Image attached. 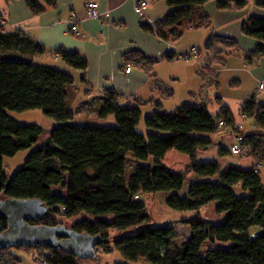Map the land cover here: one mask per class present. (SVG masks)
Masks as SVG:
<instances>
[{
    "label": "trees",
    "instance_id": "obj_1",
    "mask_svg": "<svg viewBox=\"0 0 264 264\" xmlns=\"http://www.w3.org/2000/svg\"><path fill=\"white\" fill-rule=\"evenodd\" d=\"M210 1L165 0L170 12L156 21L155 29L145 27L166 40L170 35L179 39L185 24L193 29L208 28L209 15L195 13ZM43 2L55 5L56 0ZM216 4L220 10L244 9L248 5L246 0H216ZM27 5L35 14L45 10L39 0H27ZM1 21L0 17L1 199L42 201L48 212L30 221L32 225H66L79 233L101 236L97 260L102 250L106 254L118 252L131 263L264 264V186L261 171H256V166L264 163V104L257 103L256 96L240 109L243 117L255 120L257 129L247 135L240 134L228 107L218 115L212 114L207 104L183 106L171 113L158 109L143 120L140 106L121 105V96L113 91L104 94L97 114L100 120L113 117L115 126L75 124L76 114L70 108L76 94L74 77L36 63L35 57L46 53L45 47L23 32H5ZM243 33L260 42L249 60L264 56V18L251 17ZM212 44L213 54L207 59L211 67L225 64L217 45L227 49L237 45L223 37H215ZM52 54L60 55V60L72 69H88L87 59L79 52L62 48ZM125 60L141 66L151 63L138 54ZM210 70L203 74L209 80ZM82 82H86L85 77ZM32 110H40L57 125L46 142L9 178L4 172V158L32 148L44 133L39 125L20 124L11 113ZM221 120L224 128L231 127L235 135L244 138L252 161L250 169L235 162H198V153L215 146L212 135L222 130L218 126ZM140 124H144L145 132L138 130ZM230 149L220 148L219 157L233 156ZM173 151L185 156L184 173L173 164H165ZM189 175H194L195 181L182 196ZM240 185L246 195H237L235 188ZM158 193L167 195L166 205L175 211L197 212L183 221L188 236L180 234L177 227L153 225L143 194ZM212 202H217L218 213H226L221 224H212L201 216L202 209ZM0 225L2 230L7 229L6 220L0 219ZM254 226L263 232L251 238L249 229ZM181 236L183 241L178 242ZM206 245L209 247L205 249ZM25 248L37 252L46 264H80L79 258L62 250ZM14 249L23 250H0V264H22Z\"/></svg>",
    "mask_w": 264,
    "mask_h": 264
},
{
    "label": "crops",
    "instance_id": "obj_2",
    "mask_svg": "<svg viewBox=\"0 0 264 264\" xmlns=\"http://www.w3.org/2000/svg\"><path fill=\"white\" fill-rule=\"evenodd\" d=\"M39 1L44 3L45 10L35 14L27 0H0L2 28L8 33L23 32L45 47L46 53L35 57L36 63L60 66L74 77L76 94L70 108L81 121L100 120L97 111L104 94L111 91L121 96V105L140 106L143 120L158 109L171 113L183 106L207 104L205 93L212 80L204 78L203 74L214 68L207 59L213 54L215 37L232 39L237 44L232 49L217 45L225 58L226 69L234 73L231 79L234 85L252 86L249 92L252 98L256 95L258 81L264 78V56L249 60L260 42L243 33V26L251 17L264 18V0H246V8L227 10L218 9L216 0H212L195 13V16L209 15L210 27L190 29L191 25L185 24L179 39L170 35L167 40L145 27L135 12L138 0H95L103 13L101 20L87 18L86 0H56L55 5ZM147 1L146 13L156 21L163 20L170 12L165 0ZM73 13L80 19L83 37L69 32L68 20ZM62 48L82 54L88 61V69L83 72L70 68L60 59L55 60L52 53ZM192 48L199 49L197 58L189 61L176 58ZM135 54L151 63L141 66L125 60L126 56ZM169 56L175 57L169 59ZM126 65L133 67L130 73H126ZM211 75L217 77L216 71ZM257 103L260 102L257 100ZM214 142L210 150L197 154L198 162L217 160L222 165L235 162L231 155L219 157L222 141Z\"/></svg>",
    "mask_w": 264,
    "mask_h": 264
},
{
    "label": "rangeland",
    "instance_id": "obj_3",
    "mask_svg": "<svg viewBox=\"0 0 264 264\" xmlns=\"http://www.w3.org/2000/svg\"><path fill=\"white\" fill-rule=\"evenodd\" d=\"M2 56L0 55V58ZM51 64V63H50ZM226 65V64H225ZM225 65H218L214 68H211V72H208V76L211 77V73L216 71L218 78H210L213 82L212 85L207 87L205 98L209 108V111L214 114L218 115L222 108L228 107L235 119V124L240 131V134H249L255 131L257 128L255 126V120L253 118H246L243 117L240 113L241 107L251 100L249 95L252 91V86L248 84L244 85H234L232 83V76L234 73H230L226 69ZM58 69H62L60 66H56ZM209 71V70H208ZM77 85H80L78 79H76ZM218 82V84L216 83ZM256 99L258 102L264 104V92L256 90ZM81 97V94H80ZM73 104V107L74 108ZM11 115L18 120V122L22 125H39L44 129L43 135L40 137L39 142L34 145L32 148L19 152L14 157H5L4 158V172L10 178L12 175L20 169L28 156L36 149L41 147L50 136V132H52V128L56 127V123L53 119L46 117L40 110H32L23 113H15L12 112ZM102 122H104L102 124ZM75 124H89V125H96V126H115V120L112 117L111 119L106 120H89V121H81L78 118H75ZM140 132H145L144 124H140L138 127ZM234 136L233 129L231 127L223 128L217 134L212 135L215 141H222V146L224 148L230 149V147L234 143ZM210 153V152H209ZM250 152H245L241 156H234L235 163H238L240 166L250 169L252 166L251 158L248 157ZM185 156L178 154L177 152L173 151L168 154V157L165 160V164H173L176 168H180L179 171L185 172L186 171V159ZM263 179V186H264V169L261 170V175ZM195 181L194 175H189L187 182L185 183L183 190L180 192L182 196H186L188 193L189 187L192 182ZM55 191L59 192L60 189H55ZM235 191L238 196L246 195L245 192L242 190V186H237ZM166 197L165 193H158V194H143V203L147 206L148 212L153 219V225L155 227H177L180 229V234L183 236L189 235L188 226H185L184 220L193 218L197 215L195 211H175L169 208L166 205ZM201 216L205 218L208 222L212 224H221L224 222L226 218V213L220 214L217 211V202H212L207 205L201 211ZM67 223V222H66ZM70 224V223H67ZM263 232V229L254 226L249 229V235L251 238H256ZM114 233V232H112ZM183 236L180 237L178 242H182ZM221 246V244H218ZM209 245H206L205 249L208 248ZM23 250L14 252L17 253L22 258V264H38L41 259L38 258L37 252L32 250H28L25 247H22ZM99 254L101 255L100 260L98 259H79L80 264H148V262L144 260H140L139 262L131 263L127 262L123 259V257L118 252H113L111 254L103 253L102 250H99Z\"/></svg>",
    "mask_w": 264,
    "mask_h": 264
},
{
    "label": "water",
    "instance_id": "obj_4",
    "mask_svg": "<svg viewBox=\"0 0 264 264\" xmlns=\"http://www.w3.org/2000/svg\"><path fill=\"white\" fill-rule=\"evenodd\" d=\"M48 207L38 199L0 198V250L17 247L46 246L73 254L79 259H95L101 236L79 233L66 225H32L29 222L47 214Z\"/></svg>",
    "mask_w": 264,
    "mask_h": 264
},
{
    "label": "built area",
    "instance_id": "obj_5",
    "mask_svg": "<svg viewBox=\"0 0 264 264\" xmlns=\"http://www.w3.org/2000/svg\"><path fill=\"white\" fill-rule=\"evenodd\" d=\"M149 7V3L147 0H138L135 4V12L136 14L141 18L143 23L146 25L152 27L153 29L156 28V20L152 19L147 15V9ZM85 14L87 18L90 19H97L101 20L103 18V13L99 11V4L95 0H86L85 2ZM79 23L80 19L76 13H73L69 20H68V27H69V32L74 35L75 37H83V33L79 28ZM118 26V25H117ZM190 29L193 27L190 26ZM199 56V49L197 48H192L190 52L188 53H182L178 57H176L179 60L183 61H189L197 58ZM55 60L60 59V55H55L54 56ZM133 67L131 65H126V73H130L132 71ZM258 91L264 92V78L260 79L258 81ZM220 129H223L225 127L224 121H220L218 124ZM231 153L233 156H241L243 153L246 151L249 152V148H247L244 145V138L240 135H235L234 136V143L231 146ZM256 171H261L264 169V163H260L256 166ZM138 198V197H136ZM38 264H46L44 261L40 260Z\"/></svg>",
    "mask_w": 264,
    "mask_h": 264
}]
</instances>
